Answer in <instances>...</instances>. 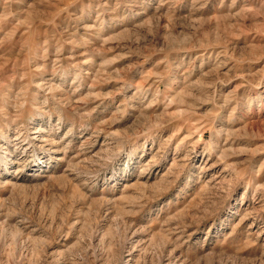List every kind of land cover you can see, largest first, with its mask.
<instances>
[{"label": "rangeland", "instance_id": "374dc122", "mask_svg": "<svg viewBox=\"0 0 264 264\" xmlns=\"http://www.w3.org/2000/svg\"><path fill=\"white\" fill-rule=\"evenodd\" d=\"M0 264H264V0H0Z\"/></svg>", "mask_w": 264, "mask_h": 264}]
</instances>
